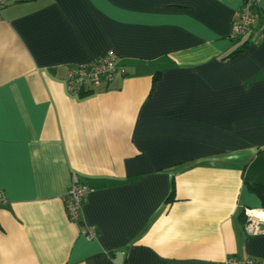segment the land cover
Returning <instances> with one entry per match:
<instances>
[{"label": "crops", "instance_id": "crops-1", "mask_svg": "<svg viewBox=\"0 0 264 264\" xmlns=\"http://www.w3.org/2000/svg\"><path fill=\"white\" fill-rule=\"evenodd\" d=\"M245 1L0 11V264L264 262V235L245 231L264 214V0L237 37ZM110 52L125 75L69 90L70 69ZM71 183L88 190L80 226Z\"/></svg>", "mask_w": 264, "mask_h": 264}, {"label": "built area", "instance_id": "built-area-1", "mask_svg": "<svg viewBox=\"0 0 264 264\" xmlns=\"http://www.w3.org/2000/svg\"><path fill=\"white\" fill-rule=\"evenodd\" d=\"M12 0H0V11ZM259 0H247L240 8L238 18L233 22V33L235 36L245 35L255 20ZM124 68L119 67L113 54L107 53L92 58L89 62L80 64L70 69L67 74L66 84L72 92L85 90L94 92L106 86L113 80L116 74L125 75ZM88 192L84 185L71 183L64 196L66 215L69 220L78 224L80 222L81 203L84 195ZM5 196L0 192V204L5 203ZM248 214V213H247ZM245 231L251 235H264V214L257 217L247 215ZM80 233L87 240L95 237L93 232L80 228ZM221 264H264L261 260H241L232 256L225 258Z\"/></svg>", "mask_w": 264, "mask_h": 264}, {"label": "trees", "instance_id": "trees-1", "mask_svg": "<svg viewBox=\"0 0 264 264\" xmlns=\"http://www.w3.org/2000/svg\"><path fill=\"white\" fill-rule=\"evenodd\" d=\"M251 188H252V186H251ZM254 189V188H253ZM255 191L257 192V193H261L260 195L262 196V198H264V188L263 187H257V188H255ZM263 203H264V200H263ZM86 239V238H85ZM87 240V239H86Z\"/></svg>", "mask_w": 264, "mask_h": 264}, {"label": "rangeland", "instance_id": "rangeland-1", "mask_svg": "<svg viewBox=\"0 0 264 264\" xmlns=\"http://www.w3.org/2000/svg\"><path fill=\"white\" fill-rule=\"evenodd\" d=\"M0 205H2V204H0ZM64 207H65V205H64ZM65 211H66V208H65ZM65 214H66V212H65ZM67 216V215H66ZM68 218V217H67ZM78 225H79V223H78ZM80 226V225H79ZM89 231V230H88Z\"/></svg>", "mask_w": 264, "mask_h": 264}]
</instances>
